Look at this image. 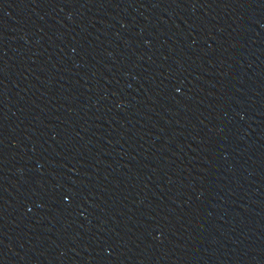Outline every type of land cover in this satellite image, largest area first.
I'll return each instance as SVG.
<instances>
[{
    "label": "water",
    "instance_id": "water-1",
    "mask_svg": "<svg viewBox=\"0 0 264 264\" xmlns=\"http://www.w3.org/2000/svg\"><path fill=\"white\" fill-rule=\"evenodd\" d=\"M0 264H264V0H0Z\"/></svg>",
    "mask_w": 264,
    "mask_h": 264
}]
</instances>
